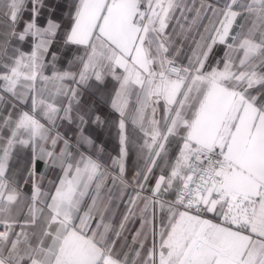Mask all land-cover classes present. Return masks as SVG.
I'll return each instance as SVG.
<instances>
[{
  "label": "snow or ice",
  "instance_id": "6c2138e0",
  "mask_svg": "<svg viewBox=\"0 0 264 264\" xmlns=\"http://www.w3.org/2000/svg\"><path fill=\"white\" fill-rule=\"evenodd\" d=\"M0 264H264V0H0Z\"/></svg>",
  "mask_w": 264,
  "mask_h": 264
},
{
  "label": "crops",
  "instance_id": "0c3cea01",
  "mask_svg": "<svg viewBox=\"0 0 264 264\" xmlns=\"http://www.w3.org/2000/svg\"><path fill=\"white\" fill-rule=\"evenodd\" d=\"M47 4L55 9V16L57 19H60L62 22L66 20V13L68 10V4L69 0H47ZM47 9L44 10L45 15L47 14ZM44 17H42L43 19ZM111 87V82H109V89ZM109 89H90L86 90L84 93V99L87 102H90L96 106H98V109L100 112L111 116L114 118V113H112V110L109 106ZM30 104V102H29ZM91 130L94 131V139L98 144L102 143L105 146L106 149V156L107 154H115L116 152V143H115V130L111 126H107L105 128H98L96 125H90L89 126ZM63 132H66L69 137L72 136V130L69 127H64L62 129ZM129 164L130 166L135 164V157L130 156L129 157ZM38 168L43 170V164L38 163ZM58 172V170H57ZM114 173H109V175H112ZM56 173H50L49 179H54ZM47 183V181H45ZM110 183V180H109ZM107 191L106 189L103 191L102 195L106 196ZM120 211H123V206L121 205ZM119 219V216H117V220ZM137 227L138 222H137ZM130 238V236H129Z\"/></svg>",
  "mask_w": 264,
  "mask_h": 264
}]
</instances>
